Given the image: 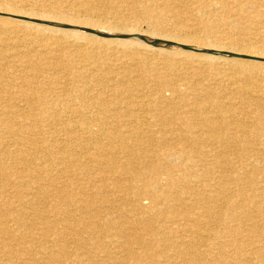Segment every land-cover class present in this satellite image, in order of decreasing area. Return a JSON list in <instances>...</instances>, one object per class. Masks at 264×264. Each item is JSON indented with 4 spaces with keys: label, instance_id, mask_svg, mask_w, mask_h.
Masks as SVG:
<instances>
[{
    "label": "bare ground",
    "instance_id": "bare-ground-1",
    "mask_svg": "<svg viewBox=\"0 0 264 264\" xmlns=\"http://www.w3.org/2000/svg\"><path fill=\"white\" fill-rule=\"evenodd\" d=\"M187 1L0 0V264H264V0Z\"/></svg>",
    "mask_w": 264,
    "mask_h": 264
},
{
    "label": "rangeland",
    "instance_id": "rangeland-1",
    "mask_svg": "<svg viewBox=\"0 0 264 264\" xmlns=\"http://www.w3.org/2000/svg\"><path fill=\"white\" fill-rule=\"evenodd\" d=\"M194 0H188L187 2H189V9H191V7H196V3H194L193 2ZM193 2V3H192ZM187 9H188V6H187ZM212 10V9H211ZM212 12L214 13H218L219 11H218V8H214V10H212ZM233 18V20L236 18V17H231V19ZM244 18V17H243ZM169 23V22H168ZM10 46H3L2 47V49H5L6 50V54L8 55V53L9 52H14V51H18L19 49H18V47L15 45V44H9ZM17 47V48H16ZM15 53V52H14ZM117 64L115 65V66H113V65H111L110 64V66L111 67H116V66H118L119 65V62H116ZM114 69H116V68H114ZM116 72V76L117 77H119L120 75H121V73L119 72V71H113V73H115ZM118 72V73H117ZM113 73H112V75H113ZM166 74H167V78H169V79H174V80H178V79H180V78H182V79H180V80H182V81H187V80H183V78L185 77V76H187L186 78H188V75L186 74V72H185V70L184 71H180V73H179V78H176L172 73L170 74L168 71H166L165 72ZM112 75L110 76L111 78H112ZM172 76V77H171ZM174 77V78H173ZM206 77V78H205ZM176 78V79H175ZM190 79H192V80H194V81H196V82H198V84L199 83H202L201 85L199 84V86H201V87H203V88H209V89H214V92L216 93V94H214L213 95V97H212V101H216V104H218V105H221V106H225V107H230L229 105H232L233 107H235L236 105V101H237V99H235V98H232L233 96L230 94V92L227 94L226 93V95H225V91L226 92H228L229 90H228V82H227V80L224 78V77H222V76H211V75H209V76H202V77H191ZM205 80V81H204ZM214 81H216V82H214ZM219 84H218V83ZM94 85V84H93ZM209 85V86H208ZM220 93V94H219ZM168 94V92L166 93L165 92V95H167ZM224 94V95H223ZM189 95H187V97H188ZM223 98H222V97ZM225 96V97H224ZM230 96H232V97H230ZM222 98V99H221ZM204 98H201L200 100H197V102H200V101H202ZM206 99V98H205ZM234 101H233V100ZM200 103H202V102H200ZM226 104V105H225ZM229 104V105H228ZM235 110H237V109H235ZM145 118L148 120V118H149V116L148 115H146L145 116ZM95 129H96V126L95 125H91V131H95ZM89 152H90V154H89V156L91 157L93 154H94V152L92 151V150H89ZM210 155H212V153H208L207 154V159H209L210 157ZM264 159V158H263ZM190 161H194V162H196V164L197 165H200V163H199V161L198 160H194V159H189ZM261 163H263V161L261 160ZM58 172V170H54L53 171V173H57ZM261 175V172H260V174H259V176ZM259 176H257V177H259ZM70 189L71 190H74L73 189V187L72 186H70ZM74 193H76V191L74 192ZM76 197H79V195H76ZM48 205L50 206V207H53V205H54V201H52V200H49L48 201ZM93 211V210H92ZM48 216H49V219L50 220H53V216L52 215H50V214H48ZM123 218H125L124 220H125V225H127L128 224V222H130V218L128 217V216H123ZM65 219V217L64 216H62V219L60 220V221H62V220H64ZM61 226L60 227H58L56 230L54 229V230H49V234H50V236H49V239H51L50 241V243L51 244H53V241H54V238L58 235V233L59 232H61V231H63L64 230V228H65V226H64V224H63V222H61ZM67 232H69V231H67ZM36 232H34V234H35ZM48 234V235H49ZM77 243H80V241H78ZM76 243V244H77ZM71 246H73L74 247V245H71ZM81 247H83V245L81 246ZM80 249H82V248H80ZM85 249H88V246L87 247H85ZM85 249H83V250H79V251H76V252H74L73 254H72V256H71V258L69 259V260H71V262L69 263V264H75L74 263V259L76 258V257H80L81 255H83V254H85ZM134 249H136V247H134ZM89 251H92L90 248L88 249ZM159 250L161 251L162 250V247H160L159 248ZM34 251H35V249L31 252L32 254H34ZM159 251V252H160ZM118 253H121V251H119V250H115L114 252H113V250H112V256L111 257H114L115 256V254H118ZM92 254V255H91ZM96 255V256H95ZM89 256H91L92 258H89V259H86L87 257H85V258H83V263L82 264H113V261H112V258H110V259H108V261H107V258H105V255L104 254H102V253H99L98 251H96V250H94V251H92V253H90V255ZM117 256V255H116ZM97 258V259H96ZM130 258V257H129ZM126 259V260H124V263L123 264H132V261L130 260V259ZM73 260V261H72ZM90 260V261H89ZM66 261H65V259H63V257H61L60 259H59V263H57V264H64ZM96 262V263H95ZM106 262V263H105ZM20 264H25V262L23 261V262H21ZM66 264V263H65ZM135 264H141V261H136L135 262Z\"/></svg>",
    "mask_w": 264,
    "mask_h": 264
}]
</instances>
